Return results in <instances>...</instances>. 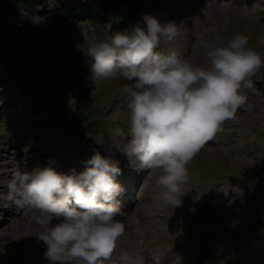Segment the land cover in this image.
Returning a JSON list of instances; mask_svg holds the SVG:
<instances>
[{
    "label": "rangeland",
    "instance_id": "1",
    "mask_svg": "<svg viewBox=\"0 0 264 264\" xmlns=\"http://www.w3.org/2000/svg\"><path fill=\"white\" fill-rule=\"evenodd\" d=\"M52 3V0H41L33 11L20 3L8 20L39 33L54 21L56 8L54 4L49 7ZM139 4L135 23L126 34L135 27L146 28L145 16L156 18L162 24L175 21L187 29L185 35L182 28V35L176 43L162 44L156 51L167 54V51L178 50L182 60L207 66L205 42L226 43L234 33H241L247 35L249 41L252 37L251 48L264 56V0H141ZM91 9L93 13L101 12L94 2ZM24 11L28 15H24ZM33 14L44 19L36 23L23 18ZM78 29L79 40L73 42L74 47L82 50H87L90 37L108 39V25L103 21L82 22ZM263 70L261 68L251 77L254 89L257 84L259 89L255 92H251L254 89L243 90L248 96L247 105L237 111L234 119L226 121L214 139L203 146L201 151L206 150L202 153L206 156L196 155L188 164L189 179L199 184L189 180L184 185L187 193L182 198L181 209L180 206L174 209L163 206L157 199L155 178L158 170H138V163L122 153L130 139L127 98L122 94L117 100L102 101L99 94L104 89L101 84L104 81L93 82L95 87L90 88L87 111L94 117L103 108V114L100 120L79 128V137L65 138L64 130L57 125L56 113L53 115L50 110H45L39 118L29 113L22 120H16V125L26 122L25 130L20 133L11 129V121L7 122L0 110V264H48L43 255L45 245L35 237L40 228L30 215L20 209L17 210L21 211L20 214H13L7 220L6 212L12 204L7 200L12 174L17 169L31 173L44 168H52L61 174L75 170L78 174L85 166L83 162L97 151L118 161L122 173L119 177L130 189L126 200L128 207L122 211L123 216L117 217L124 223L125 233L105 264H212L204 253L216 255L223 252L226 242L227 249L232 252L240 248L236 252L237 258L230 264H264V235H258L264 230L254 231L264 223V144L256 148L251 145L256 132L264 131ZM114 78L122 77L117 74ZM59 110L72 116L73 105L64 103L59 105ZM24 112L25 108L20 110L21 114ZM98 121L107 122V127L96 129L101 126ZM109 122H114V126ZM221 131L233 132V136H226ZM258 138L264 141V136ZM224 158L229 160L230 178L222 181L211 178L202 184L209 166L220 168ZM258 168L260 171L256 172ZM243 169L244 175L240 176ZM252 184L263 186V190L249 201L246 194ZM239 206L243 211H237ZM197 211L200 213L192 215L193 221L186 223L185 217ZM201 219L188 241L177 233L179 230L191 232L193 223ZM56 222L52 221L53 224ZM219 229L242 231L232 243L233 248L230 247L231 238L220 235Z\"/></svg>",
    "mask_w": 264,
    "mask_h": 264
},
{
    "label": "clouds",
    "instance_id": "2",
    "mask_svg": "<svg viewBox=\"0 0 264 264\" xmlns=\"http://www.w3.org/2000/svg\"><path fill=\"white\" fill-rule=\"evenodd\" d=\"M144 20L146 28L135 27L130 34L90 37L87 56L94 84L117 74L133 81L121 89L130 113V139L122 153L138 163V170H158L157 199L174 209L187 193L188 164L247 105L243 90L254 89L251 77L264 68V56L249 47L247 35L234 33L226 43L205 42L207 66L193 65L178 50L156 51L176 43L182 28L186 35L183 25ZM83 163L78 174L17 169L8 184V202L39 226L35 237L45 245L48 264H105L125 233L117 219L124 213L114 202L123 191L116 182L122 174L118 161L97 151Z\"/></svg>",
    "mask_w": 264,
    "mask_h": 264
},
{
    "label": "trees",
    "instance_id": "3",
    "mask_svg": "<svg viewBox=\"0 0 264 264\" xmlns=\"http://www.w3.org/2000/svg\"><path fill=\"white\" fill-rule=\"evenodd\" d=\"M54 1L59 8L51 29L33 33L31 29L16 26L8 18L14 15L18 4L22 3L29 9H34L39 0H0V88L3 80L11 87L3 103L0 93L2 103L0 108L4 109L5 114L12 113L11 118L16 115L17 118H21L19 110L22 108L27 110L24 114L32 113L38 118L45 109L73 100L74 114L72 118H64V122L67 133L72 134L74 130L73 133L78 135L79 131L76 129L97 117V114L94 117L87 114L89 98L85 77L89 69L85 65V51L72 45L73 39L78 35L76 23L80 19H85L90 9L85 4L88 0ZM128 1L97 0L101 7H103L101 3H105L111 8ZM133 12L128 9L112 11L114 20L111 22L110 36L118 33V30L133 18ZM110 20L111 16L107 18L108 22ZM21 126L12 128L20 132L21 129H25L23 124ZM259 135L264 136V133L258 132L254 143L261 141ZM222 163L220 168L209 166L210 170L206 177L228 175L230 172L228 161L223 159ZM258 190L259 185L256 184L249 196L254 198ZM258 230H264V223L258 225ZM223 232L231 238L230 247L233 248L235 235L224 230ZM224 258H228V255L225 254ZM224 258L220 261L221 264H227Z\"/></svg>",
    "mask_w": 264,
    "mask_h": 264
},
{
    "label": "bare ground",
    "instance_id": "4",
    "mask_svg": "<svg viewBox=\"0 0 264 264\" xmlns=\"http://www.w3.org/2000/svg\"><path fill=\"white\" fill-rule=\"evenodd\" d=\"M31 17H32V15L30 17H23V18H25L26 20H31L32 19ZM16 208L17 207L15 206V204L12 203L11 208L8 209L7 212H6V214H7V220H8V218L11 215L15 214Z\"/></svg>",
    "mask_w": 264,
    "mask_h": 264
}]
</instances>
